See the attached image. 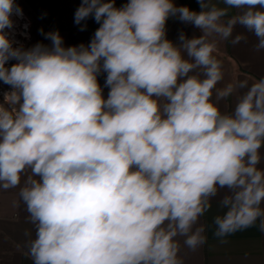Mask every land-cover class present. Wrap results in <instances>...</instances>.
I'll return each mask as SVG.
<instances>
[{
	"label": "clouds",
	"instance_id": "obj_1",
	"mask_svg": "<svg viewBox=\"0 0 264 264\" xmlns=\"http://www.w3.org/2000/svg\"><path fill=\"white\" fill-rule=\"evenodd\" d=\"M196 3L80 0L88 43L41 29L50 43L26 47L11 34L23 10L0 0V190L19 188L32 264H183L180 238L206 243L221 190L216 238L264 232V77L217 87L214 55L247 40L237 26L264 50V0ZM169 20L199 34L172 40Z\"/></svg>",
	"mask_w": 264,
	"mask_h": 264
},
{
	"label": "crops",
	"instance_id": "obj_2",
	"mask_svg": "<svg viewBox=\"0 0 264 264\" xmlns=\"http://www.w3.org/2000/svg\"><path fill=\"white\" fill-rule=\"evenodd\" d=\"M24 11L29 13L36 22L35 43H50L41 34L58 30L64 38L65 45H77L88 43L98 27L91 18L82 22L87 24L84 31L80 25L74 22V13L80 0H16ZM124 0H117L119 6ZM177 4H185L192 9H198L196 0H176ZM223 6V5H221ZM183 29L189 36L198 30L191 26L181 24L179 21H168V37L175 40L178 32ZM243 33L247 40L233 45L231 39L220 41L214 55L222 64L223 80L217 87H224L233 80L259 79L264 77V50L256 51L254 45L256 37L245 29L237 26L233 32V38ZM103 85L104 78L100 77ZM107 89H105V94ZM234 106V97L221 101L223 111H230ZM262 156H264V149ZM259 167L264 168V160ZM21 184L23 185V179ZM226 190H221L220 196ZM19 188L0 190V264H32L25 253V244L30 238L35 237V228L29 223L25 205L19 198ZM220 196L212 201V208L199 223L206 225L207 241L196 250H190L183 246V238H180V257L183 264H264V232L257 226L237 231L221 241L214 236L215 225L213 218L218 214L217 201ZM259 224V221L257 222Z\"/></svg>",
	"mask_w": 264,
	"mask_h": 264
},
{
	"label": "rangeland",
	"instance_id": "obj_3",
	"mask_svg": "<svg viewBox=\"0 0 264 264\" xmlns=\"http://www.w3.org/2000/svg\"><path fill=\"white\" fill-rule=\"evenodd\" d=\"M27 16V19L17 20L15 21V28L17 30V34L13 37L15 40L23 43L26 47L32 46L35 44V33L37 31L36 22L33 17L29 15V13L24 12ZM25 23L28 24V28H25ZM26 33V36L23 34ZM27 34H29L27 36ZM7 85L0 84V90H7Z\"/></svg>",
	"mask_w": 264,
	"mask_h": 264
},
{
	"label": "bare ground",
	"instance_id": "obj_4",
	"mask_svg": "<svg viewBox=\"0 0 264 264\" xmlns=\"http://www.w3.org/2000/svg\"><path fill=\"white\" fill-rule=\"evenodd\" d=\"M14 18H16L18 21L19 20H24V19H27V16H26V14L24 13V11H23V17L21 18V17H16V16H13V19ZM25 28H28V24L27 23H25ZM17 30H16V28L14 27V29L12 30V37H14L17 33ZM16 33V34H15ZM25 36H26V33H23ZM29 34H27V36H28Z\"/></svg>",
	"mask_w": 264,
	"mask_h": 264
}]
</instances>
